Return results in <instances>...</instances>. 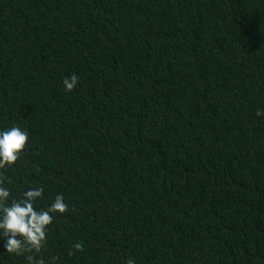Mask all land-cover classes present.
I'll list each match as a JSON object with an SVG mask.
<instances>
[{
	"label": "trees",
	"instance_id": "16d2710c",
	"mask_svg": "<svg viewBox=\"0 0 264 264\" xmlns=\"http://www.w3.org/2000/svg\"><path fill=\"white\" fill-rule=\"evenodd\" d=\"M257 110L264 0H0V128L30 134L2 171L64 195L53 264H264Z\"/></svg>",
	"mask_w": 264,
	"mask_h": 264
},
{
	"label": "clouds",
	"instance_id": "9594fccd",
	"mask_svg": "<svg viewBox=\"0 0 264 264\" xmlns=\"http://www.w3.org/2000/svg\"><path fill=\"white\" fill-rule=\"evenodd\" d=\"M78 76L72 74L62 80L64 90L72 91L78 85ZM258 117L264 110H257ZM29 131L18 125L0 128V241L3 251L12 256L26 255L27 264H53L39 256L47 243L48 229L57 215L69 211V205L62 193L57 194L47 206H40L44 199V187H29L19 198L13 197L3 169L13 166L29 140ZM82 245L75 243L74 251ZM71 254V253H70ZM55 258H53L54 260ZM127 264H132L128 261Z\"/></svg>",
	"mask_w": 264,
	"mask_h": 264
}]
</instances>
